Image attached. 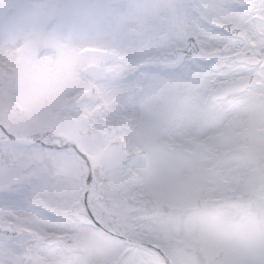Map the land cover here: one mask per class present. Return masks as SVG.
<instances>
[{
    "label": "snow or ice",
    "instance_id": "6c2138e0",
    "mask_svg": "<svg viewBox=\"0 0 264 264\" xmlns=\"http://www.w3.org/2000/svg\"><path fill=\"white\" fill-rule=\"evenodd\" d=\"M0 264H264V0H0Z\"/></svg>",
    "mask_w": 264,
    "mask_h": 264
}]
</instances>
